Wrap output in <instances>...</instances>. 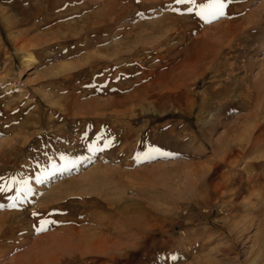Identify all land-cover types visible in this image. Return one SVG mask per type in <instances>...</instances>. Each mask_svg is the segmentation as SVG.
I'll use <instances>...</instances> for the list:
<instances>
[{
    "label": "rangeland",
    "instance_id": "rangeland-1",
    "mask_svg": "<svg viewBox=\"0 0 264 264\" xmlns=\"http://www.w3.org/2000/svg\"><path fill=\"white\" fill-rule=\"evenodd\" d=\"M189 7L0 0V264H264V0Z\"/></svg>",
    "mask_w": 264,
    "mask_h": 264
},
{
    "label": "snow or ice",
    "instance_id": "snow-or-ice-1",
    "mask_svg": "<svg viewBox=\"0 0 264 264\" xmlns=\"http://www.w3.org/2000/svg\"><path fill=\"white\" fill-rule=\"evenodd\" d=\"M231 0H207L206 3L197 4L196 0H176L177 4H190L192 7L188 8V12L196 10L195 14L199 16L205 23H211L215 20H218L226 15V8L230 4ZM174 11H179V9H173ZM108 145H106L107 147ZM151 151L159 153L161 156H171L172 153L163 152L158 148H153ZM146 159L154 158L150 154H145ZM11 189L0 185V192L10 191ZM2 207V206H0ZM10 207H16L15 204L10 205ZM34 216L38 215L33 213ZM49 221L44 220L40 227L36 228L37 232H44L47 230L45 227ZM54 223V222H53ZM175 259V257H173Z\"/></svg>",
    "mask_w": 264,
    "mask_h": 264
},
{
    "label": "bare ground",
    "instance_id": "bare-ground-1",
    "mask_svg": "<svg viewBox=\"0 0 264 264\" xmlns=\"http://www.w3.org/2000/svg\"><path fill=\"white\" fill-rule=\"evenodd\" d=\"M242 23H243V22H242ZM231 36H232V35H231ZM32 54H33V53H29V57H31L32 59H34V56H33ZM259 136H260V135H259ZM259 136H258V137H259ZM256 138H257V137H256ZM258 139H259V138H258ZM258 139H257V140H258Z\"/></svg>",
    "mask_w": 264,
    "mask_h": 264
}]
</instances>
